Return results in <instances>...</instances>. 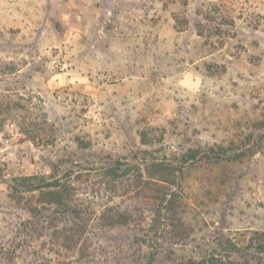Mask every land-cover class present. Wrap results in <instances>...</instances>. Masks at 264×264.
<instances>
[{
	"label": "rangeland",
	"instance_id": "obj_1",
	"mask_svg": "<svg viewBox=\"0 0 264 264\" xmlns=\"http://www.w3.org/2000/svg\"><path fill=\"white\" fill-rule=\"evenodd\" d=\"M53 179L135 212L83 264H264V0H0V264Z\"/></svg>",
	"mask_w": 264,
	"mask_h": 264
},
{
	"label": "trees",
	"instance_id": "obj_2",
	"mask_svg": "<svg viewBox=\"0 0 264 264\" xmlns=\"http://www.w3.org/2000/svg\"><path fill=\"white\" fill-rule=\"evenodd\" d=\"M242 152L234 151L231 146L218 145L214 148L210 147L209 151L204 152L203 155L215 160H235L242 158ZM28 186L32 188H27V191L38 190L39 193L51 188L52 190L47 191L50 198L46 203L54 206L51 213H47L42 218L39 217V207L36 205L26 207L32 217L21 224L24 230L22 234H25L26 242L30 240L35 244V247L28 248V251L32 257L40 259L36 264H83L82 262L86 258L85 252L88 250L84 236L90 235L94 228L110 229L118 223L119 216L128 221L135 213L126 208L121 211L118 205H106L101 213L96 214L95 202L89 200L86 205L80 202L73 194V186L70 183L67 185L58 184L53 179L49 182L41 181ZM61 186L62 189L59 188ZM39 202L43 204L45 200ZM43 208L45 209V207ZM83 211H86V214H82ZM70 218H72V222H69ZM45 231L46 233H44ZM77 243L78 245H76ZM38 251L42 253L39 254ZM207 261H210V264H219L218 261L225 264L223 260L216 259L214 255L204 257L200 261L187 259L172 264H206Z\"/></svg>",
	"mask_w": 264,
	"mask_h": 264
}]
</instances>
